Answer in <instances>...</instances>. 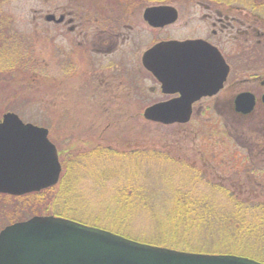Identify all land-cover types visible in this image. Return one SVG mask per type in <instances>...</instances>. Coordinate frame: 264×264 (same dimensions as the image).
Masks as SVG:
<instances>
[{
  "label": "rangeland",
  "instance_id": "obj_1",
  "mask_svg": "<svg viewBox=\"0 0 264 264\" xmlns=\"http://www.w3.org/2000/svg\"><path fill=\"white\" fill-rule=\"evenodd\" d=\"M159 4L175 7L178 17L173 23L153 28L142 13L145 7ZM205 4L202 0H0V29L15 37L13 43L30 57H26L28 63L33 61L31 69H27L28 63L8 61L25 67L0 75V118L13 112L25 122L48 129L60 166L63 161L70 162L69 170L74 172L72 210L87 218L84 221L96 224L88 218L95 214L102 221L116 216L117 211H111L119 197L116 187L123 179L139 181L156 205L164 200L170 205L174 189L184 192L189 188L190 194H206L218 208L227 209L230 200L211 189L215 185L242 193V173L249 166L243 145L248 140L256 143L253 159L258 169L264 168V153L259 147L264 141V106L258 102L251 113L241 115L214 103L244 89H251L257 97L264 92V85H260L264 81V38L257 44L253 36L229 37L241 42V51L228 59L230 81L241 77V84L233 88L227 85L215 100L202 99L188 121L163 124L143 115L148 105L163 96L158 88L150 91L156 84L143 64V52L160 40L207 38L211 27L201 19ZM212 6L241 19L245 14L241 6ZM47 13H70L74 30L68 29L69 23L46 21ZM231 45L232 41L229 46L233 50ZM253 76L259 79L254 81ZM97 146L107 148L110 156L101 161L85 154ZM131 152L140 159L112 157ZM260 181L263 187L264 179ZM256 198L264 202V192L259 190ZM29 203L26 197L0 195V229L30 217ZM105 205L110 212L105 211ZM153 215L143 210L124 227L168 239L164 227L163 234L155 231Z\"/></svg>",
  "mask_w": 264,
  "mask_h": 264
},
{
  "label": "water",
  "instance_id": "obj_2",
  "mask_svg": "<svg viewBox=\"0 0 264 264\" xmlns=\"http://www.w3.org/2000/svg\"><path fill=\"white\" fill-rule=\"evenodd\" d=\"M143 19L161 27L177 19L168 4L144 8ZM60 23L64 15L44 16ZM208 48L210 50H208ZM203 51V53L201 52ZM211 51L212 53H210ZM144 66L168 93L179 95L149 105L146 119L170 124L189 120L193 102L215 94L227 73L215 69L222 58L216 48L200 39L155 43L142 55ZM226 66V65H225ZM227 67V66H226ZM220 71V70H219ZM264 105V93L261 96ZM255 96L242 91L234 97V109L250 113ZM61 166L48 129L22 121L13 112L0 119V193L22 195L52 186ZM0 264H264L249 257L203 254L141 243L111 231L55 215H33L0 230Z\"/></svg>",
  "mask_w": 264,
  "mask_h": 264
},
{
  "label": "trees",
  "instance_id": "obj_3",
  "mask_svg": "<svg viewBox=\"0 0 264 264\" xmlns=\"http://www.w3.org/2000/svg\"><path fill=\"white\" fill-rule=\"evenodd\" d=\"M147 1L170 2L174 0ZM202 1L211 6H241L245 12L242 20L262 31L264 30L262 26L264 25V0ZM8 36L11 37V40L6 38ZM14 40L15 37L12 34L0 29V75L2 76L3 74L11 75L10 73L18 70L16 68L23 69L25 67V65L12 66L8 61H20V63L27 64L26 57L30 58L27 54H22L23 51L13 43ZM30 63L33 64L31 59ZM30 63L27 64V69H31ZM259 144V147H262L261 151L264 153V141H261ZM255 145L256 143L249 140L245 143V146L243 145L249 166L242 173L245 177L242 179V193L237 194L233 191V188L229 190L225 187L212 186L211 190L213 194L214 191L222 192L227 200H230L231 205L227 209L223 207L218 208L217 203L209 201L206 194H190L192 191L189 188L185 189L184 192L180 189H174L173 196L169 200L170 205L166 204L165 200L160 205H156L154 202H151L148 196L149 191L145 190L141 184H137L139 181L123 179L124 182L119 185L120 187H116L115 192L119 193V197H117V200H114V210L111 211H117L116 216H113L110 220L102 221L95 214L94 217H88L96 223L92 224V222L84 221L83 219L87 218L76 215L72 210L75 185H72L71 181L75 176L74 172L69 170L70 162L65 163V161L61 163L62 171H60L55 185L20 196L0 195L5 198L14 199L26 197L30 202L29 207L32 210L30 216L39 213L55 215L88 226L105 229L149 245L203 254L239 255L264 262V202H259L256 198L259 190L264 192V186H259L262 184L260 180L264 179V168L259 170L256 165L257 161H255L256 157L254 156L257 155V146ZM109 153L111 152L107 148L97 146L91 152L85 154H88L90 158H97V160L103 161L110 156ZM118 154L120 156L112 157H116L119 160H126L128 157L129 159H140V156L133 152L129 153L128 156H124L122 153ZM74 161L76 159L71 160V162ZM103 178L106 177L103 176ZM247 185L252 186V188ZM56 186H58L59 190L56 188L58 191L54 192ZM240 195L241 197H239ZM105 206L107 209L105 211L110 212L108 210L109 205ZM99 208L104 209L103 206ZM143 210L155 214L153 215L157 224L155 231L158 229L161 232L164 227V232L169 233L170 237L168 239L161 235L137 234V232H132L124 227L133 222L132 219L135 218L136 214L141 215V211ZM157 213H160L162 216H158ZM104 215L106 216V212ZM116 219L120 220L118 224L113 222ZM99 223L101 224L98 226ZM161 234H163V231Z\"/></svg>",
  "mask_w": 264,
  "mask_h": 264
},
{
  "label": "flooded vegetation",
  "instance_id": "obj_4",
  "mask_svg": "<svg viewBox=\"0 0 264 264\" xmlns=\"http://www.w3.org/2000/svg\"><path fill=\"white\" fill-rule=\"evenodd\" d=\"M201 8L204 10V12L201 14V19L204 20V22H206V23L209 22L210 27H211L210 28V33H208L207 38L196 37V38H193V39L203 40V41L207 42L209 45H211L212 47L216 48L217 51L219 52L221 58H222V62L221 61L220 62L216 61L215 69L218 72L222 71V73H223L225 68H227V73L225 75L224 80L222 81V84H221V87L219 88V90L213 95L202 96L200 99H198L197 101L193 102V104L191 106L192 110L204 98L209 97L212 100L213 99L215 100L217 95L220 92L224 91L227 85H229V88H233V86L236 87L237 85L241 84V77L240 78H236L233 81H230V63H229L230 61L228 60L229 57H232V56H234L235 53L238 54V51H241V46H240L241 42L237 41L236 37H233L234 40H230L229 37L238 35V37L241 39V35H243V36H245V39H248L250 36H253V37L256 38V43L257 44H261L262 43V39L264 38V30L262 31V30L258 29L257 27H255V26H253V25H251L249 23L244 22L241 19V17H237L235 14H226L221 9H218L216 7H213V6L207 5V4L202 5ZM61 14L64 15V20L62 22H60V23L61 24H66V23L71 24V25H69L68 29L73 31L74 30V24H73L74 17L71 16L70 13H67V14L61 13ZM177 17H178V12H177ZM149 26L153 27V28H160V27H154V26H151V25H149ZM161 27H163V26H161ZM242 27H244V28H242ZM233 31H234V33H233ZM122 40H125V39H122ZM160 41H162V40H160ZM212 41H214V42H212ZM230 41H232V45L231 46H232L233 50H230V46H229ZM109 44L111 45V43H109ZM208 50H210V49L208 48ZM201 52L203 53V51H201ZM209 52L212 53L211 51H209ZM211 55H213V53ZM152 76L155 79V84L156 85L155 86L153 85V86L150 87L151 93L152 92L153 93L156 92V88H158L159 91H160V94L164 96V97L162 96V98L154 101L153 103L165 101V100L171 99V98L179 95L178 92H176V93L165 92L164 89H167L170 86L166 85L164 87L162 81L158 80L153 74H152ZM251 79H253L254 81H257L259 79V76H253ZM260 85H264V81L263 80L260 82ZM242 91H249V92L254 94V96H255V106L257 105L258 102L261 103L262 106H264L263 103L261 102V96H262V94L264 92H262L257 97V95L251 89L240 90L239 92H236L234 95H232V97L221 98L220 100L218 99L217 101H214V103L215 104L216 103L224 104L228 108H231L233 111H235V109H234L235 108L234 107V97H235L236 94H238V93H240ZM255 106H254V108H255ZM239 114L247 115V114H242L240 112H239ZM12 222H15V221H12ZM12 222H10V223H12Z\"/></svg>",
  "mask_w": 264,
  "mask_h": 264
}]
</instances>
